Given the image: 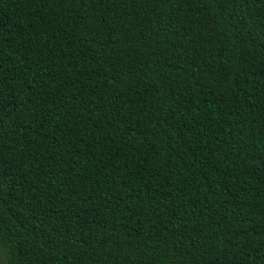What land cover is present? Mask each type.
Masks as SVG:
<instances>
[{"label": "trees", "instance_id": "trees-1", "mask_svg": "<svg viewBox=\"0 0 264 264\" xmlns=\"http://www.w3.org/2000/svg\"><path fill=\"white\" fill-rule=\"evenodd\" d=\"M0 264H264V0H0Z\"/></svg>", "mask_w": 264, "mask_h": 264}, {"label": "rangeland", "instance_id": "rangeland-1", "mask_svg": "<svg viewBox=\"0 0 264 264\" xmlns=\"http://www.w3.org/2000/svg\"><path fill=\"white\" fill-rule=\"evenodd\" d=\"M5 260V255L3 250L0 248V262H3Z\"/></svg>", "mask_w": 264, "mask_h": 264}]
</instances>
